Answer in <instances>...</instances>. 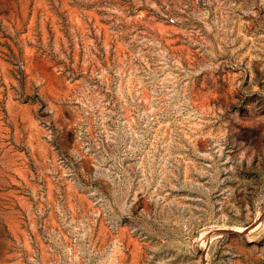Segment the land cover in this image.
I'll return each instance as SVG.
<instances>
[{"label":"rangeland","instance_id":"obj_1","mask_svg":"<svg viewBox=\"0 0 264 264\" xmlns=\"http://www.w3.org/2000/svg\"><path fill=\"white\" fill-rule=\"evenodd\" d=\"M0 264H264V0H0Z\"/></svg>","mask_w":264,"mask_h":264},{"label":"bare ground","instance_id":"obj_2","mask_svg":"<svg viewBox=\"0 0 264 264\" xmlns=\"http://www.w3.org/2000/svg\"><path fill=\"white\" fill-rule=\"evenodd\" d=\"M204 235V234H203ZM208 234H206V236H207ZM217 235V234H216ZM206 236H205V238H206ZM202 241H203V239H202ZM204 244V243H203ZM204 245H206V244H204Z\"/></svg>","mask_w":264,"mask_h":264}]
</instances>
